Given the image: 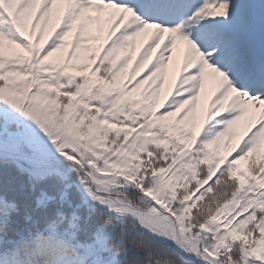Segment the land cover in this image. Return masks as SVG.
Returning <instances> with one entry per match:
<instances>
[{"label":"snow or ice","instance_id":"snow-or-ice-1","mask_svg":"<svg viewBox=\"0 0 264 264\" xmlns=\"http://www.w3.org/2000/svg\"><path fill=\"white\" fill-rule=\"evenodd\" d=\"M0 264H264V0H0Z\"/></svg>","mask_w":264,"mask_h":264}]
</instances>
